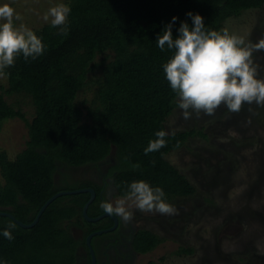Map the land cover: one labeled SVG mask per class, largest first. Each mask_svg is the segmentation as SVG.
Masks as SVG:
<instances>
[{"label": "trees", "instance_id": "16d2710c", "mask_svg": "<svg viewBox=\"0 0 264 264\" xmlns=\"http://www.w3.org/2000/svg\"><path fill=\"white\" fill-rule=\"evenodd\" d=\"M66 5L71 12L65 26L47 23L35 31L46 46L44 54L27 61L20 55L4 70L0 125L22 120L27 140L13 159L0 150V212L32 223L54 194L95 188L92 181L59 173L61 167L97 166L110 153L114 163L109 175L119 196L138 180L162 188L166 202L193 196L195 185L167 156L205 135L202 129L166 130L178 96L163 68L173 50L165 46L161 51L158 35L174 16L178 17L174 38L182 22L192 26L188 12L200 14L208 30L222 31L229 19L262 9L264 0H69ZM23 99L33 107L31 119L22 109ZM160 130L168 134L166 147L145 154ZM134 164L140 167L133 169ZM95 190L97 196L86 211L90 217L104 212L99 189ZM89 198L87 192L57 197L29 228L0 215V264H72L75 242L65 222L89 226L103 221L84 220L82 211ZM104 222L101 227L112 223ZM11 224L14 239L9 240L3 231ZM163 240L143 228L133 245L146 254ZM182 253L191 254L193 249L182 246L177 254ZM236 257L245 261L252 254Z\"/></svg>", "mask_w": 264, "mask_h": 264}, {"label": "rangeland", "instance_id": "374dc122", "mask_svg": "<svg viewBox=\"0 0 264 264\" xmlns=\"http://www.w3.org/2000/svg\"><path fill=\"white\" fill-rule=\"evenodd\" d=\"M67 1L0 0V5L12 6L22 17L15 23L35 32L51 23V18L43 19L51 7ZM224 28L258 42L264 38V7L244 11L229 19ZM253 56L259 65L258 78L264 79V51ZM5 85L6 78H0V88ZM6 98L18 101V97ZM22 101V109L31 119L33 107ZM185 129H202L205 136L189 140L167 160L197 191L191 197L167 202L175 207V214L143 212L142 227L164 240L139 264H264V106L245 103L233 113L221 105L214 115L191 112L185 119L177 105L167 119L166 130ZM26 140L27 127L22 120L15 118L0 125V150L10 159L24 148ZM182 246L191 247L193 253L177 254ZM243 253L252 257L241 261L236 256Z\"/></svg>", "mask_w": 264, "mask_h": 264}, {"label": "clouds", "instance_id": "9594fccd", "mask_svg": "<svg viewBox=\"0 0 264 264\" xmlns=\"http://www.w3.org/2000/svg\"><path fill=\"white\" fill-rule=\"evenodd\" d=\"M71 8L66 4L51 7L44 14V21L51 18V26H65ZM192 26L186 21L180 24L179 35L174 38L173 25L178 17H172L164 30L158 35L157 45L161 51L173 50L172 57L164 64V73L171 89L179 98L178 107L183 110L185 119L191 112L199 115H214L224 105L229 112L238 113L242 106L255 103L264 106V79L258 78L259 65L254 63L255 52L264 51V38L256 43L245 36L222 31L208 30L200 14L188 12ZM22 17L9 4L0 5V78L6 75L5 69L15 65L20 55L27 61L44 54L45 44L42 37L28 28L21 21ZM61 27V32H66ZM191 110V111H190ZM168 134L157 131V139L149 142L145 154L159 151L166 147ZM139 164L132 165L138 169ZM101 209L111 215L130 221L132 209L142 212H157L162 215L176 213L173 205L166 202L165 192L160 187H153L144 180L133 181L128 191L119 199L105 200ZM9 225L3 236L14 239Z\"/></svg>", "mask_w": 264, "mask_h": 264}, {"label": "flooded vegetation", "instance_id": "af4514ba", "mask_svg": "<svg viewBox=\"0 0 264 264\" xmlns=\"http://www.w3.org/2000/svg\"><path fill=\"white\" fill-rule=\"evenodd\" d=\"M113 163L108 158L98 163L97 166H82L76 169L61 167L59 173L64 172L71 178L92 181L95 188L99 189L98 196L101 198V203L105 200L114 201L121 198V196L117 194V190L113 186L112 177L109 175ZM95 188L92 189H94L96 198L97 192ZM130 211H132V219L130 221H124L111 215L95 221L97 223L103 220L98 225L88 226L82 221L77 224L74 220L69 223L65 222L66 228H68L75 242V259L72 264H93V257L95 264H139L145 254L137 251L133 242L137 232L143 229L142 221L145 214L134 207ZM139 212H141L140 216ZM104 213L106 212L102 214ZM98 216L88 217L96 218ZM113 217L117 219L116 223ZM84 220L88 223H95L89 222L85 218ZM104 220L111 221V225L101 227L105 224ZM89 235H93L89 241L90 246L87 243Z\"/></svg>", "mask_w": 264, "mask_h": 264}, {"label": "water", "instance_id": "95a60500", "mask_svg": "<svg viewBox=\"0 0 264 264\" xmlns=\"http://www.w3.org/2000/svg\"><path fill=\"white\" fill-rule=\"evenodd\" d=\"M111 154H112V153H110L106 159L110 158L111 161H113V159H112V157H111ZM80 192H87V193L90 194V198H89V200L87 201V203L84 205V207H83V211H82V212H83V217H84L87 221H89V222H95V221L100 220V219L103 218V217L111 216V214L104 213V214H102V215H100V216H98V217H96V218H90V217H88V215H87V213H86L87 208H88L89 204H91L92 201H93L94 198H95V192H94V189H92V188H83V189H78V190H73V191H69V190H67V191H61V192H58V193L54 194L51 198H49V199L43 204V206H42L41 209L39 210V212H38V214H37L35 220H34L32 223H30V224H24V223L18 221L13 215L8 214V213H5V212H0V215H1V216H8V217H10V218H11L12 220H14L17 224H19L21 227L29 228V227H32L33 225H35V224L37 223V221H38L40 215L42 214V212L46 209V207L49 205V203H51L54 199H56L57 197H60V196H62V195L75 194V193H80ZM113 219H114V221H115V223H116L117 219H116L115 217H113ZM114 226H115V225H114ZM98 233H100V232H98ZM92 236H93V235H89V236L87 237V243H88L89 246H90L89 241H90V238H91ZM93 264H95L94 257H93Z\"/></svg>", "mask_w": 264, "mask_h": 264}]
</instances>
